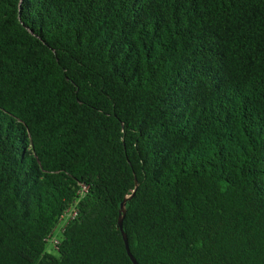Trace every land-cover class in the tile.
I'll return each instance as SVG.
<instances>
[{
  "label": "trees",
  "instance_id": "1",
  "mask_svg": "<svg viewBox=\"0 0 264 264\" xmlns=\"http://www.w3.org/2000/svg\"><path fill=\"white\" fill-rule=\"evenodd\" d=\"M136 182L139 264H264V0H0V264H133Z\"/></svg>",
  "mask_w": 264,
  "mask_h": 264
},
{
  "label": "rangeland",
  "instance_id": "2",
  "mask_svg": "<svg viewBox=\"0 0 264 264\" xmlns=\"http://www.w3.org/2000/svg\"><path fill=\"white\" fill-rule=\"evenodd\" d=\"M73 211V208H72ZM71 218V212L66 214L64 217L63 221H60L58 225L56 226L52 237L50 240H48L47 246H46V251L54 256H57V249H56V244L55 242L61 238V234L64 231L66 225L68 224L69 220Z\"/></svg>",
  "mask_w": 264,
  "mask_h": 264
},
{
  "label": "water",
  "instance_id": "3",
  "mask_svg": "<svg viewBox=\"0 0 264 264\" xmlns=\"http://www.w3.org/2000/svg\"><path fill=\"white\" fill-rule=\"evenodd\" d=\"M137 188H138V183L136 182V188L133 191L132 195L127 196L123 200V202L121 203L120 217H119V226H120V229H121V232H122V235H123V239H124V242H125V245H126V250H127L128 256L132 260L133 264H139V263L136 260V258L133 256V254L131 253V250L129 248L128 238H127V235L125 234V232L123 230V221H124L125 216H126V213H127V209H126L127 203H128V201H130L133 198V196L135 195V192H136Z\"/></svg>",
  "mask_w": 264,
  "mask_h": 264
},
{
  "label": "built area",
  "instance_id": "4",
  "mask_svg": "<svg viewBox=\"0 0 264 264\" xmlns=\"http://www.w3.org/2000/svg\"><path fill=\"white\" fill-rule=\"evenodd\" d=\"M86 191H87V187H86V186H82L81 194L83 195ZM72 208H73V211H72ZM72 208H69V209L64 213V215H63L62 218H61V221H63V219H64V217L66 216V214H68V213H70V212H71V218H70V220L74 219V218L77 216V214H78V210H77V208H76V207H72ZM70 220H69V221H70ZM68 223H69V222H68ZM58 242H59V240H57V241L55 242V244L57 245Z\"/></svg>",
  "mask_w": 264,
  "mask_h": 264
}]
</instances>
